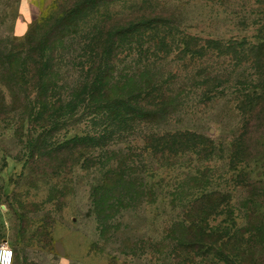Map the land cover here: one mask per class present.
I'll list each match as a JSON object with an SVG mask.
<instances>
[{"label": "rangeland", "instance_id": "obj_1", "mask_svg": "<svg viewBox=\"0 0 264 264\" xmlns=\"http://www.w3.org/2000/svg\"><path fill=\"white\" fill-rule=\"evenodd\" d=\"M263 2L0 0V246L13 249V264H183L166 246L181 232L173 225L184 205L220 204L208 219L215 228L233 220L243 227L250 211H264V89L257 82L264 78V46L252 47L264 33ZM74 9L75 20L49 41L53 64L61 67L55 76L78 80L83 48L101 47L105 31L117 25L139 23L117 39L112 76L149 83L157 100L171 98L164 101L171 115L129 123L134 129L110 142L111 155L124 153L130 177L154 193L129 204H94L95 167L64 168V156L32 153L40 133L56 145L85 126L73 121L49 132L34 121V94L14 84L8 68L26 60L25 50L37 48L48 26ZM155 16L172 23L142 26ZM18 76L22 88L31 86L25 82L32 73ZM165 133L177 136L166 149ZM242 146L251 153L242 157ZM205 249L181 256L186 264H227L218 250ZM254 251L252 264H264V241Z\"/></svg>", "mask_w": 264, "mask_h": 264}, {"label": "trees", "instance_id": "obj_2", "mask_svg": "<svg viewBox=\"0 0 264 264\" xmlns=\"http://www.w3.org/2000/svg\"><path fill=\"white\" fill-rule=\"evenodd\" d=\"M75 14V9L63 12L62 16L56 18L45 30L37 48L29 47L25 50L26 60L20 61L17 67L11 65L8 67L14 84L19 85L22 91L31 88L29 91L34 94L30 105L33 109L30 115L34 121H43V126L45 125L49 132H54L61 125H68L73 121L85 126L81 130L82 134H75L56 145L42 140L40 133V138L32 142L31 147L34 148L32 153L40 148L38 151L40 155L49 160L56 158V155L64 156L65 160L61 163L64 168L74 163H80L81 167L86 169L95 167L100 174L91 188L94 204H129L130 201L154 193L149 185L147 191L142 188L143 183L138 180L139 177H130L124 153L119 158L111 155L113 151L110 149V142L114 137L119 139L125 137L127 131L134 129L132 128L134 123L139 122L140 126L157 121L159 117L166 118L171 115L172 110L170 112L164 103L171 98L163 94L157 100L149 83L137 80L131 85L132 82L127 78L112 76L116 67L112 57L119 49L115 46L117 39H123L124 35L133 33L136 24L139 23L117 25L105 31V41L101 47L83 48L87 58L81 63L80 69L84 74L78 80L59 79L57 75L55 76L54 68H57L58 74L61 67L53 64L52 57L56 49L49 41L57 32L75 20ZM261 20H264V15ZM171 23L168 18L155 16L144 20L142 26L153 29L152 27ZM262 46H264V33L259 42L252 45L253 49ZM15 56L18 55L11 53L8 58L13 59ZM20 56L23 57V53ZM26 72L32 73L33 79L25 82V87L27 83L31 86L22 88L24 81L22 78L18 79V75H25ZM257 82L263 87L261 89H264V78H257ZM162 135L163 139L165 136L168 138L164 149L170 147L177 137L174 133ZM150 137L148 133V138ZM244 148L241 147L242 157L251 153L250 149ZM72 156L75 159L71 160ZM203 197L206 196L201 194L196 203L203 202ZM147 199L152 201L150 198ZM218 205L220 204L213 207V204L192 203L183 206V219L173 225L181 227V232L175 230L170 244L166 246L176 262L183 259L182 263H187L188 256L184 255V258L181 256L183 251L203 250L207 247L218 250V258L227 264H252L254 250L264 241V211H250L248 216L245 215L248 222L243 227H237L234 220L225 227H210L209 215L217 214ZM257 238L259 241L256 240Z\"/></svg>", "mask_w": 264, "mask_h": 264}, {"label": "built area", "instance_id": "obj_3", "mask_svg": "<svg viewBox=\"0 0 264 264\" xmlns=\"http://www.w3.org/2000/svg\"><path fill=\"white\" fill-rule=\"evenodd\" d=\"M14 251L8 244L0 246V264H13Z\"/></svg>", "mask_w": 264, "mask_h": 264}]
</instances>
